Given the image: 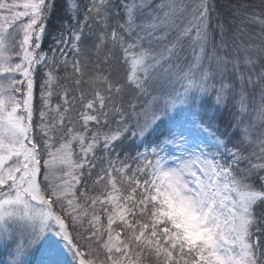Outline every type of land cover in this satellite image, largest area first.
Wrapping results in <instances>:
<instances>
[{
	"label": "snow or ice",
	"instance_id": "1",
	"mask_svg": "<svg viewBox=\"0 0 264 264\" xmlns=\"http://www.w3.org/2000/svg\"><path fill=\"white\" fill-rule=\"evenodd\" d=\"M0 264H264V0H0Z\"/></svg>",
	"mask_w": 264,
	"mask_h": 264
}]
</instances>
